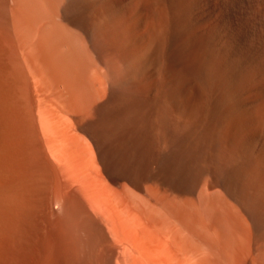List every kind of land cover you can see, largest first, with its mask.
I'll return each instance as SVG.
<instances>
[{"label":"bare ground","instance_id":"bare-ground-1","mask_svg":"<svg viewBox=\"0 0 264 264\" xmlns=\"http://www.w3.org/2000/svg\"><path fill=\"white\" fill-rule=\"evenodd\" d=\"M0 37L11 111L96 154L0 163V264H264V0H0Z\"/></svg>","mask_w":264,"mask_h":264},{"label":"rangeland","instance_id":"rangeland-1","mask_svg":"<svg viewBox=\"0 0 264 264\" xmlns=\"http://www.w3.org/2000/svg\"><path fill=\"white\" fill-rule=\"evenodd\" d=\"M2 40L3 39L1 38L0 51L2 53L0 52V163H65L68 159V156L70 157L69 153H72L71 155L75 158H78V156L80 155V149L78 146L76 147L75 152L74 150L71 151L74 146H70L71 144L68 146V143H72L75 140L76 143H79V145L81 144L82 147L85 146L84 150L89 147V150H87L90 152V158L94 160V155H96L95 149L93 147H90L88 138L80 131L72 132V136H67L70 133L60 132L55 128L52 129L51 122L47 121V118L45 116L41 117L40 114L36 113L35 119H30L18 116L17 113L11 111L12 109H10V104L7 103L9 85L7 81H4L2 75L4 73L3 70L6 69V65L4 64V62L6 57L11 53V48L5 41ZM47 122H49L51 126L48 125ZM47 126H50L52 130ZM19 130H21V132H19ZM7 133L8 135H6ZM12 133H14L15 136ZM74 133H76V135H74ZM67 140L68 143H66ZM86 142L88 147H86ZM68 147H71V149ZM63 149L66 152H64ZM87 150L85 153H87ZM63 160L66 161L64 162ZM68 161H70V159H68Z\"/></svg>","mask_w":264,"mask_h":264}]
</instances>
